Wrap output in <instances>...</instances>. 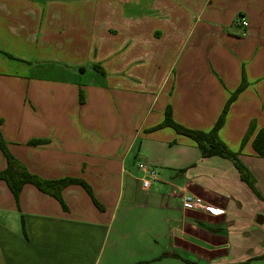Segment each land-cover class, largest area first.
I'll return each instance as SVG.
<instances>
[{"label":"crops","instance_id":"obj_1","mask_svg":"<svg viewBox=\"0 0 264 264\" xmlns=\"http://www.w3.org/2000/svg\"><path fill=\"white\" fill-rule=\"evenodd\" d=\"M242 82L218 136L264 198L253 147L264 129V0H0L8 149L43 179L85 180L100 204L79 184L62 192L67 209L30 183L17 202L0 180V264H264V200L235 164L154 129L171 107L176 123L211 131ZM141 162L157 176L148 190Z\"/></svg>","mask_w":264,"mask_h":264},{"label":"trees","instance_id":"obj_2","mask_svg":"<svg viewBox=\"0 0 264 264\" xmlns=\"http://www.w3.org/2000/svg\"><path fill=\"white\" fill-rule=\"evenodd\" d=\"M244 88H245V82H242L239 88L233 93V95L228 100L215 127L209 132L187 128L185 126L176 123L172 116L171 107H168L166 109L164 121L158 126H156L154 129H160L166 126L172 127L179 134L185 135L193 139L198 144L199 148L202 151V155L204 157L221 156L230 159L235 164L240 174V178L246 184H248V186L254 191V193L258 197L264 200L262 195L257 190L255 176L252 174L249 168L240 160L239 153L230 150L218 136V132L224 124L230 105L236 100V98L243 91ZM80 96H81L80 100L81 102H83L84 101L83 92H81ZM2 123L3 121L0 119V148L7 159V167L4 170L0 171V180H4L7 182L17 202L19 201V196L24 185L30 183L35 185L39 190L54 196L56 199H58L61 202L63 207L67 209L66 203L62 196V192L64 188L69 185L79 184L86 189V191L93 198L94 202L100 206V204L97 202V200L94 197L92 187L85 180L70 178V177L60 178L56 180H46L35 174L30 173L27 170V168L9 151L7 143L1 132ZM254 130H255V125L254 123H252L243 139V145H245L246 142L250 139ZM46 142L47 140L36 139L30 141L29 143L32 145H38ZM253 147L258 155L264 157V129L258 131L253 141ZM22 232L26 237L28 236L24 216H22ZM259 258L264 259V254ZM192 264H198V263H192ZM241 264H249V262H245Z\"/></svg>","mask_w":264,"mask_h":264},{"label":"built area","instance_id":"obj_3","mask_svg":"<svg viewBox=\"0 0 264 264\" xmlns=\"http://www.w3.org/2000/svg\"><path fill=\"white\" fill-rule=\"evenodd\" d=\"M238 23H240L242 26L247 27L248 26V21L244 18H239ZM139 168L142 169L147 173L145 177L142 178V185L145 190H148L152 182L157 180V176L154 170H152L147 163L141 162L138 164ZM184 204L188 208L195 209L198 212H208V206L203 203V201L199 198H194L190 196H186L183 198Z\"/></svg>","mask_w":264,"mask_h":264}]
</instances>
